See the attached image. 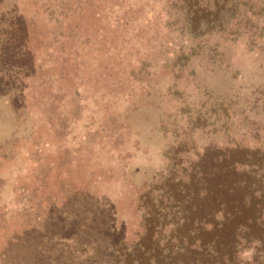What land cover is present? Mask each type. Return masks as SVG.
Listing matches in <instances>:
<instances>
[{"label":"rangeland","instance_id":"obj_1","mask_svg":"<svg viewBox=\"0 0 264 264\" xmlns=\"http://www.w3.org/2000/svg\"><path fill=\"white\" fill-rule=\"evenodd\" d=\"M224 1L0 0V264H115L179 146L264 150V0Z\"/></svg>","mask_w":264,"mask_h":264},{"label":"trees","instance_id":"obj_2","mask_svg":"<svg viewBox=\"0 0 264 264\" xmlns=\"http://www.w3.org/2000/svg\"><path fill=\"white\" fill-rule=\"evenodd\" d=\"M185 3L191 32L201 36L202 27L215 24L231 30L216 19L226 10L224 0L200 7L197 0ZM246 10L256 18L264 9ZM174 153L167 175L140 195V232L114 247V263L264 264V150L208 148L190 161L180 157L183 147Z\"/></svg>","mask_w":264,"mask_h":264}]
</instances>
